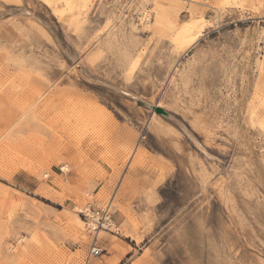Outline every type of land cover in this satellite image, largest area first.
<instances>
[{
  "label": "rangeland",
  "instance_id": "1",
  "mask_svg": "<svg viewBox=\"0 0 264 264\" xmlns=\"http://www.w3.org/2000/svg\"><path fill=\"white\" fill-rule=\"evenodd\" d=\"M221 261L264 264V0H0V264Z\"/></svg>",
  "mask_w": 264,
  "mask_h": 264
},
{
  "label": "bare ground",
  "instance_id": "2",
  "mask_svg": "<svg viewBox=\"0 0 264 264\" xmlns=\"http://www.w3.org/2000/svg\"><path fill=\"white\" fill-rule=\"evenodd\" d=\"M20 5V4H19ZM20 13H19V16H17V17H15V18H19V17H24L26 20H30V21H33V22H35V19H34V16H33V14L31 13V12H29L28 10H25V9H20V10H18ZM2 14H3V12H2ZM145 18V17H144ZM10 20H12V19H9L8 21H10ZM7 22V21H6ZM196 30H197V28H195ZM198 31H199V29H198ZM185 33V32H184ZM183 37H186L185 35H182ZM194 39V38H193ZM183 41L181 40V43H182ZM184 43H186V41H184ZM187 44V43H186ZM131 96L134 98V99H136L137 97L136 96H134V95H132L131 94ZM154 107H156V106H154ZM66 169V167L65 168H61V170H62V172H64V170ZM92 206V210H90L89 209V206ZM107 207H109L110 208V213H111V206L110 205H107L105 208H107ZM81 208H86L87 209V211L89 212V214L92 216V218H95L96 220L97 219H99V217L100 216H102V210L103 209H105V208H96V207H94L93 206V204L92 203H82L81 205H75L74 207H73V210H74V212L77 214V216L83 221V223L86 225V226H88V229L91 231V232H94V233H96V235H98V233H99V235H100V233H102V231L103 230H99V231H97V232H95V231H93V226H94V223H93V220H89V221H87V219H85V218H83L82 216H81V214L78 212L79 211V209H81ZM108 220H110V219H108ZM109 222H110V224H111V228H113V222H112V216H111V221H107V222H105L106 224H109ZM90 225V226H89ZM95 247V246H94ZM97 248V247H96ZM98 249V248H97ZM92 250V249H91ZM101 250V249H100ZM95 251V250H94ZM100 254V253H99ZM94 255V254H93ZM95 256V255H94ZM97 256V255H96ZM218 264H228L226 261H221V262H219Z\"/></svg>",
  "mask_w": 264,
  "mask_h": 264
},
{
  "label": "built area",
  "instance_id": "3",
  "mask_svg": "<svg viewBox=\"0 0 264 264\" xmlns=\"http://www.w3.org/2000/svg\"><path fill=\"white\" fill-rule=\"evenodd\" d=\"M89 209L92 210V206L91 205L89 206ZM78 212L81 214V216L83 218L87 219V221L93 220V223H94L93 231L97 232L99 230H113L111 228L110 222H109V224L105 223L107 221H111V216L112 215L110 213V208L109 207H107V208L102 210V216H100L99 219H97V220L95 218H92V216L89 214V212L87 211L86 208H84V209L81 208V209H79ZM108 219H110V220H108ZM100 252H101V250L97 249L96 247H93L92 250H91V254L92 255L94 254L95 256L99 255Z\"/></svg>",
  "mask_w": 264,
  "mask_h": 264
},
{
  "label": "water",
  "instance_id": "4",
  "mask_svg": "<svg viewBox=\"0 0 264 264\" xmlns=\"http://www.w3.org/2000/svg\"><path fill=\"white\" fill-rule=\"evenodd\" d=\"M150 107L154 109L158 114L164 115L166 117L170 116V114L161 107H154V106H150Z\"/></svg>",
  "mask_w": 264,
  "mask_h": 264
}]
</instances>
